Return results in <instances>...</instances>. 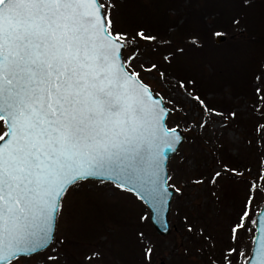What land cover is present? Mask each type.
Segmentation results:
<instances>
[{
  "label": "snow or ice",
  "instance_id": "snow-or-ice-1",
  "mask_svg": "<svg viewBox=\"0 0 264 264\" xmlns=\"http://www.w3.org/2000/svg\"><path fill=\"white\" fill-rule=\"evenodd\" d=\"M115 8L114 0H0V264H18L21 256L50 246L67 191L92 178L138 193L167 231L162 216L169 189L182 191L169 183L174 177L163 167L181 141L179 122L169 126L168 118L186 119L196 107L195 126L204 129L217 121V128L226 127L237 116L209 107L194 94L191 80H169L152 54L141 50L154 53L157 36L144 29L117 30ZM224 35L212 32L214 39ZM185 39L192 47L203 46L195 35ZM173 58L172 52L161 56L167 65ZM145 76L171 85L166 100ZM255 133L257 143L264 140V123H257ZM223 172L236 170L225 165L211 182ZM257 176L264 179V154ZM189 183L199 186L204 180L190 177ZM250 190H258L255 182ZM252 202L250 195L229 229L230 241L245 229ZM251 222L259 225L260 236L246 264H264V218ZM152 251L145 249L146 260ZM236 253L229 247L219 264H233ZM99 257L86 254L84 264ZM47 259L57 264L60 256L54 249ZM209 264H218L211 254Z\"/></svg>",
  "mask_w": 264,
  "mask_h": 264
},
{
  "label": "rangeland",
  "instance_id": "rangeland-1",
  "mask_svg": "<svg viewBox=\"0 0 264 264\" xmlns=\"http://www.w3.org/2000/svg\"><path fill=\"white\" fill-rule=\"evenodd\" d=\"M165 1L168 5L164 9V6L155 8L157 0H139L136 10L133 0H114L116 8L112 16L117 30L132 34L144 29L157 36L154 53L152 48L141 50L152 54L169 80L182 78L185 83L191 80L192 91L209 107L223 111L226 116L236 111V118L230 119L226 127L217 128V121L204 129L195 126L196 107L191 108L186 119L180 118V114L168 118L169 126L174 120L179 122L184 138L167 163L168 175L174 177L169 183L182 190L179 194L173 190L167 234L154 229L147 207L134 193L111 182L89 179L67 191L50 246L21 256L18 264H50L47 257L54 249L60 256L57 264H84L85 255L93 252L100 257L92 264H209V254L219 264L222 253L229 247L237 249L231 256L233 264H244L250 254L254 234L251 221L264 191V179L257 176L264 140L257 143L255 138L257 123H264V0H202L207 4L206 12L216 7L219 16L215 20L218 24L205 22L208 29L199 28V32L195 26L187 30L180 23L186 11L173 6L180 0ZM210 29L223 32L225 39L215 42ZM252 32L255 36H251ZM193 35L203 42L202 47L186 43L185 38ZM258 35L262 38H257ZM180 48L182 53L177 52ZM168 52L174 58L167 68L161 56ZM144 79L154 92L167 99L170 84L146 76ZM180 106L189 108L183 100ZM225 165L236 172H223L213 184L215 172L223 171ZM190 177L201 178L204 183L191 185ZM253 182L258 190H250ZM250 195L253 197L250 219L239 232V238L232 242L229 229L239 222ZM189 226L193 231H188ZM200 229L203 235L199 234ZM205 237L210 239L206 242ZM149 247L153 251L150 260H146L144 251Z\"/></svg>",
  "mask_w": 264,
  "mask_h": 264
},
{
  "label": "trees",
  "instance_id": "trees-1",
  "mask_svg": "<svg viewBox=\"0 0 264 264\" xmlns=\"http://www.w3.org/2000/svg\"><path fill=\"white\" fill-rule=\"evenodd\" d=\"M133 1L135 3V9L138 10V2H139V0H133ZM167 5L168 4L166 3L165 0H157L155 8H157L158 6H164V9H165V7ZM131 6H132V4L130 3V8H131ZM173 6H176L177 9H178V7L182 8L183 9L182 11H186V13H184V12L182 13V16L180 17V18H182V20L180 21V23L185 25V26H187L188 27L187 30H192L191 28L193 26H195L196 27V32H199V28L200 29H203V28L208 29V27H205V24H204L205 22L211 21L210 24L214 25L216 23L215 22L216 18L219 16V11H218V9L216 7H214L215 9H211L209 12H206L207 4L205 2H203L202 0H180L179 3H176ZM143 8H144V6H143ZM164 16H166V15H164ZM209 16L210 17L212 16V17L209 18V20H208ZM133 17L137 18L135 15ZM160 21H161V18H160ZM220 22H222V21H220ZM216 24H218V23H216ZM210 31L212 32L211 29H210ZM252 33H253V35H251V36H255V32H252ZM257 38H262V35L261 36L258 35ZM250 41H254V39H250ZM165 66H167V68H168L170 65L165 64ZM167 68L164 67L165 70ZM207 76L208 75H206V77ZM180 80H183V79L180 78ZM191 88H193V87H191Z\"/></svg>",
  "mask_w": 264,
  "mask_h": 264
},
{
  "label": "water",
  "instance_id": "water-1",
  "mask_svg": "<svg viewBox=\"0 0 264 264\" xmlns=\"http://www.w3.org/2000/svg\"><path fill=\"white\" fill-rule=\"evenodd\" d=\"M225 39V35L223 36V38L221 39H214L215 42L219 43L221 42L222 40ZM161 97V96H160ZM162 98V97H161ZM180 136H181V141L180 143L182 142L183 138H184V133L182 132L181 128H180ZM176 144L174 147H175V151L177 149V147L179 146V144ZM168 152L167 154V158L166 160L164 161V169H165V173L168 175V169H167V163H168V160L170 158V156L175 152ZM92 179H95V178H92ZM98 180V179H96ZM169 191L171 192V195L168 197V201H167V208H166V211L163 213V216H162V220L163 222L167 225V231H165L162 226H161V222L159 220L156 219V215L152 209V206L150 203H148L146 200L142 199L139 197V194L136 193V192H132L134 193L142 202L143 204L147 207L148 209V215H149V219H150V222L152 223L154 229L160 233V234H167L170 230L169 228V220H168V212H169V209H170V204H171V198H172V194H173V189H169ZM262 218H264V191H263V199H262V203L260 205V207L256 210V213L254 215V219L257 220V221H260ZM55 228H56V225H55ZM259 225L257 226H254V234H253V237H252V240H251V247H250V254L248 255L247 259L246 260H251L252 257H254L255 255V252H256V248H257V243H255L254 241H257L259 236H260V232H259ZM54 235H55V229H54ZM51 244V243H50ZM46 249V248H45ZM44 250V249H43ZM42 250H39L37 252H40ZM36 252V253H37ZM34 254V253H33ZM31 255V254H30ZM28 256V255H27ZM244 264H246V261L244 262Z\"/></svg>",
  "mask_w": 264,
  "mask_h": 264
}]
</instances>
